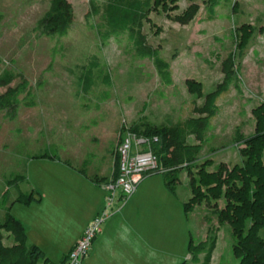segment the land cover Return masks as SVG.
I'll use <instances>...</instances> for the list:
<instances>
[{"label":"rangeland","instance_id":"374dc122","mask_svg":"<svg viewBox=\"0 0 264 264\" xmlns=\"http://www.w3.org/2000/svg\"><path fill=\"white\" fill-rule=\"evenodd\" d=\"M68 1L74 9L73 23L66 36L56 39L34 31L49 0H0V73L10 69L26 78L35 102L34 106L21 104L11 119L0 110V222L17 189L30 194L35 184L44 186L47 197L32 217L45 234L37 239L41 247L59 261L94 200L79 169L96 180H110L115 170V147L124 130L142 123L168 126L199 117L191 111V102L201 105L204 96L222 81L221 63L231 52L234 82L217 99L219 112L202 140L188 137L187 143L197 149L196 158L177 167L178 178L172 181V207L179 211L183 203L187 205V218L181 210L186 237L181 231L175 235L166 232L171 234L165 243L156 241L158 260L154 264H201L202 255L195 258L187 244L189 237L193 244L200 242L208 225L205 215L221 235L214 264H238L230 227L219 225L212 212L223 207L224 197L214 198L207 186H201L205 197L195 200L191 181H198L200 170L214 171L222 162L230 169L244 167L247 146L238 140L255 134L254 111L264 101V0H223L226 6L217 7L211 20L207 0L159 1L142 30L147 42L170 63V85L161 81L151 59L135 54L126 35L102 41L97 28L100 17L89 22L85 19L90 0ZM193 1L199 4L193 19L187 23L173 19ZM89 67L94 80L86 91L82 74ZM106 76L109 82L104 80ZM20 79L17 76L11 85ZM4 90L0 87V93ZM157 169L144 176L138 186L146 179L166 189L162 173L167 170L162 165ZM249 179L253 182L255 177ZM130 198L126 207L134 206L129 211L133 216L126 220L163 221L159 213L155 217V209L166 205L160 194L152 190L146 195L148 206L141 208ZM160 233L156 231L155 236ZM260 234L264 237V228ZM0 235L2 245L15 243L2 227Z\"/></svg>","mask_w":264,"mask_h":264},{"label":"trees","instance_id":"16d2710c","mask_svg":"<svg viewBox=\"0 0 264 264\" xmlns=\"http://www.w3.org/2000/svg\"><path fill=\"white\" fill-rule=\"evenodd\" d=\"M159 1L165 3V0H90L85 19L89 22L94 16L100 17L97 28L102 41L110 36L126 35L135 54L142 59H151L161 81L170 85L173 83L170 63L160 56L157 48L147 42L142 30L143 22ZM226 4L223 0H207L208 19H213L217 7H223ZM198 10L199 4L193 1L173 19L180 23H187L194 18ZM73 19L74 9L68 0H49L48 8L37 20L34 31L51 38H61L67 35ZM241 43H243V38ZM221 65L222 81L213 91L204 96L201 105H196L194 100L191 102V111L197 113L199 117L180 119L168 126L142 123L130 128L138 135L152 140L151 147L157 157V168L162 165L167 170L161 173L164 175L166 188L174 194L172 181L178 178L176 168L196 158L197 149L187 143L188 137L193 135L195 139L202 140L211 121L219 112L217 99L226 93L234 82V56L231 52L222 60ZM17 76L21 78L19 83L11 85ZM93 80L92 67L86 68L82 74L83 89L88 91ZM104 80L109 82L107 76ZM0 87H5V90L0 93V110L4 111L7 118H14L21 104L35 105L28 80L13 70L4 69L0 73ZM254 112L257 119L255 134L238 140L239 143L244 142L247 146L243 152L247 155L244 167L235 166L230 169L222 162L214 171L205 173L200 170L198 181H191L195 200L205 197L201 192V186H207L214 198L221 195L224 197L223 207L218 212L214 209L212 212L216 214L219 225L228 224L230 227L234 240L233 252L239 259L238 264H264V237L260 234L264 228V101ZM154 137L157 138L155 141ZM115 155V170L110 180L106 177L96 180L88 176L84 170L79 169V171L96 184L103 181L110 182L118 173L119 160L118 155L116 153ZM67 163L70 165L69 162ZM154 172H158V169ZM250 176L255 177L253 182L250 181ZM33 200H38V198L34 196L32 190L30 194H25L17 189V196L10 202L9 208L15 201L29 204ZM183 209L187 214V205L184 203ZM3 218L0 227L12 235L15 243L10 246L2 245L0 235V264L50 263L39 246L26 244L25 227L19 220L15 219L9 211ZM204 219L208 223L207 238L197 244H193L191 240L189 251L195 258L202 255L201 264H211V255L216 246L218 230L210 224L212 221L210 218L205 215ZM247 221L249 224L246 228ZM67 259L68 253L64 255L61 263L50 264H66Z\"/></svg>","mask_w":264,"mask_h":264},{"label":"crops","instance_id":"0c3cea01","mask_svg":"<svg viewBox=\"0 0 264 264\" xmlns=\"http://www.w3.org/2000/svg\"><path fill=\"white\" fill-rule=\"evenodd\" d=\"M79 173L83 175L84 177V186H87L89 189V193L91 194V197L94 198L92 204L90 205V211L85 218V222L80 228V231L77 233V235L70 241V243L67 245L65 253L57 260L52 259L50 256L52 254L47 252L41 247V244L38 242L41 236L45 235L42 229H38L37 225H35L36 220L34 219L33 212L35 214L38 210L39 206L43 204V200L47 197V190L44 188V186H40L39 184H35L32 187V191L34 193V196L38 198V200H33L29 204H24L22 202L15 201L11 203L9 212L10 214L17 220H19L25 227V235H26V242L29 244H34L39 246L46 256L48 257L49 261L50 259L54 260L53 263H61L64 255L70 251V249L74 246L75 242L78 240V238L81 236L83 229L87 225L90 219H92L101 209L103 205V197L104 194L106 195L107 191L104 188V184L107 182H101L100 184H96L93 181H91L87 176L82 174L80 171ZM163 186V185H162ZM162 186H154L151 182H146V179L141 182V184L137 187L136 191L131 195V199H133V204L136 205L138 203L139 208L148 206L146 195L150 193L152 190L156 194H160L163 199H166V205L164 208H160L156 210L155 208V217L159 213L161 216V221L159 224H155L153 221H149L148 223L142 222L138 223L136 220L135 222H132L130 220H126L128 217L131 218V213L129 212L132 207H126L124 205L120 210L112 214L109 218H107L102 225V229L100 234L95 238L93 241V245L88 253L87 256L84 258V264H117L116 261L112 259L108 254H106L102 250V241L105 238H111L114 241V248L116 253L121 257V260L119 261V264H140L143 262V264H154V262H149L147 260L146 255H144V250L146 248L155 249L156 241L159 240L160 243H165L167 240L166 236H169L171 233L165 234L166 232H173V234L177 233L178 231H181V235H185L183 231V221L181 219V210L184 212V216L187 218V214L183 209L179 208V211L177 208H173L172 206L174 203L172 202L171 195H175L174 193L170 192L166 186L164 187L166 189H163ZM101 188L103 189L101 191ZM162 188V189H161ZM168 192L169 196L167 195L166 191ZM101 193L100 198H97L96 195L98 193ZM58 196L57 194H55ZM127 203V202H126ZM118 212L120 215H117ZM96 213V214H95ZM94 215V216H93ZM117 215V216H116ZM115 216V217H114ZM36 219L38 220V216H36ZM159 219V218H158ZM124 226H127V228L130 230V234L125 242H121L118 239V234L122 231V228ZM207 227L206 224V231H204V234L201 236L200 241H204L207 237ZM156 231L160 233V235L157 237L155 236ZM174 234V235H175ZM34 240L31 239V237ZM157 237V238H156ZM233 239V238H232ZM221 235L220 230L218 231L217 235V242L216 246L212 252L211 255V264H214V257H215V251L217 250L218 245L220 244ZM191 241L189 237V242ZM189 242L187 244V249L189 250ZM139 246H142L143 248L138 250ZM156 250V249H155ZM221 260H219L220 263Z\"/></svg>","mask_w":264,"mask_h":264},{"label":"built area","instance_id":"2783aa9c","mask_svg":"<svg viewBox=\"0 0 264 264\" xmlns=\"http://www.w3.org/2000/svg\"><path fill=\"white\" fill-rule=\"evenodd\" d=\"M156 139L153 138L154 141ZM151 141L130 129L119 135L115 147L119 160L118 173L114 179L104 184L107 191L105 204L85 226L68 252L66 264H82L105 220L126 204L144 176L157 170V157L152 151Z\"/></svg>","mask_w":264,"mask_h":264},{"label":"clouds","instance_id":"9594fccd","mask_svg":"<svg viewBox=\"0 0 264 264\" xmlns=\"http://www.w3.org/2000/svg\"><path fill=\"white\" fill-rule=\"evenodd\" d=\"M130 234V230L127 228V226H124L122 228V231L118 234V239L121 242H125ZM102 250L108 254L114 261L119 264V261L121 260V257L116 253L114 248V241L111 238H105L102 241ZM144 255H146L147 260L149 262H155L158 260V252L155 249L146 248L144 250Z\"/></svg>","mask_w":264,"mask_h":264}]
</instances>
